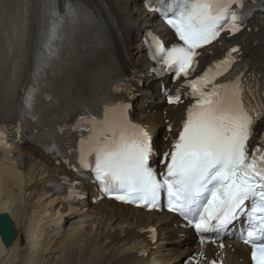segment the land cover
I'll use <instances>...</instances> for the list:
<instances>
[{"label": "bare ground", "instance_id": "1", "mask_svg": "<svg viewBox=\"0 0 264 264\" xmlns=\"http://www.w3.org/2000/svg\"><path fill=\"white\" fill-rule=\"evenodd\" d=\"M53 2L61 9H66L69 0ZM71 2L74 8L80 10L79 19L74 20L67 11H62L65 25L61 30L54 31L59 52L57 62L53 63L56 71L49 78L61 82V91H64L68 104L76 108L97 110L111 96L112 84L116 80L123 78L130 70L140 74L145 68H149L139 39L145 27L154 24L155 17L143 11V0ZM25 3L29 5L27 16L29 13L39 15V9L34 2L25 0ZM86 13H91V19ZM32 17L33 15L27 19L22 36L35 34L32 27L29 28ZM40 26L38 18L35 28ZM250 27V32H242L232 41L223 38L220 45L203 52L202 64L222 56L232 44L242 45L243 51L261 47L264 43V18L254 17ZM9 28L8 21H0V108L7 103L6 108H12L13 103L22 105V101H14L16 91L7 94L5 85L14 80L17 86L20 79L16 74L24 75V67L34 63L38 53V49L27 51L22 59L12 60L16 52L26 48V41L17 39L15 34L9 36ZM137 28L141 29L138 30L136 40L134 32ZM90 59L92 60L88 63ZM40 63L43 67H48L42 53ZM20 65L21 68L17 69ZM117 70H121L120 75L112 79V74ZM136 92L139 97L134 101L133 114L138 122L157 134L156 147L165 151L168 145L159 140L160 134H164L165 121L182 119L185 107L164 108L154 83L146 85L143 82V87L138 86ZM116 112V109L108 110L106 118H121L122 114ZM88 119L89 117H83L73 124H80ZM174 125L178 124L174 122ZM100 127L96 126V132ZM263 127L264 121L260 129ZM18 157L22 159L15 163L14 160ZM62 175L73 177L62 165L57 166L51 156L35 144L26 143L19 147L3 144L0 147V214L9 215L16 229L12 246L6 247L0 238V264L5 260L14 264H41L46 259L45 254L51 252L61 253V259L64 260V255L73 254L76 245H81L84 240L78 264H150L155 259L162 264H179L188 253L198 252V246H194V235L174 228L173 224L177 220L172 216L145 213L107 201L97 205L90 202L66 204L62 201L66 207L71 208V213L64 214H75L83 218L80 226L63 236L61 232L64 228V215L60 216V211L53 210L60 203L52 198V194L56 193L47 187L52 179ZM93 188L89 183L86 184L87 191H93ZM79 207L87 211L79 213ZM53 211L55 217L51 216ZM154 226H158L160 239L155 251L150 252L155 245L145 242L141 231ZM179 233H185L186 239L180 240ZM21 239L25 242L23 248L20 246ZM24 242L21 244L24 245ZM167 244L170 247L160 248ZM158 249L162 252H158ZM210 251L216 252L208 250ZM222 253L227 254L231 264H247L248 253L239 246L226 244Z\"/></svg>", "mask_w": 264, "mask_h": 264}, {"label": "snow or ice", "instance_id": "2", "mask_svg": "<svg viewBox=\"0 0 264 264\" xmlns=\"http://www.w3.org/2000/svg\"><path fill=\"white\" fill-rule=\"evenodd\" d=\"M30 2L39 9L42 35L50 37L59 23L58 5L53 0ZM166 4L172 8V16H166V22L183 44L166 48L157 41L153 56H159L177 76L185 77L197 48L211 43L222 31L240 30L238 21L244 14H238L233 6L245 7L244 0H166ZM28 6L25 0H0V21L9 22V36L21 38ZM66 11L70 18L79 19L80 10L74 8L71 0ZM85 15L91 19V13ZM222 63H233L231 53ZM242 75L229 84H212L211 88L208 85L212 80L207 75L188 85L195 102L186 111L171 151L162 158V173L150 167V158L155 154L151 136L143 126L127 119L128 105H122V122L89 138V150L95 154V179L106 192L115 193L116 200L156 207L165 193L169 211L194 225L198 233L214 232L217 236L238 218L246 217L249 226L244 243L252 249L254 264H264V134L261 146L251 156L248 153V141L264 119V73L259 91L254 85L246 88ZM14 86V80L10 81L9 87ZM249 93L252 99L260 97L258 105L245 104ZM178 101L179 95L169 98V103ZM91 123L95 128L97 123L106 121L93 119ZM82 164L88 166L83 157ZM7 227L6 218L0 219V231Z\"/></svg>", "mask_w": 264, "mask_h": 264}, {"label": "rangeland", "instance_id": "3", "mask_svg": "<svg viewBox=\"0 0 264 264\" xmlns=\"http://www.w3.org/2000/svg\"><path fill=\"white\" fill-rule=\"evenodd\" d=\"M142 28V27H141ZM141 28H137V30L134 32V36L137 40V35H138V30H140ZM56 209L55 207L53 208V210ZM55 211V210H54ZM54 211L51 213V216L52 217H55L54 215ZM57 212V210H56ZM55 212V213H56ZM80 212H83V211H80ZM79 212V213H80ZM71 213V212H70ZM61 215H64V228L62 230V235L65 236L67 232H70L73 230V228H75L76 226H80V224H82V221H83V218L73 214V215H67V214H64V212L61 211ZM66 219V220H65ZM71 225V226H70ZM88 233L86 232L85 235H87ZM83 238V237H82ZM81 238V239H82ZM24 242L23 239L20 240V246L23 248L25 247V242H24V245L21 244V242ZM85 241V240H84ZM84 241H82V244L81 245H76L77 247H75L74 251H73V254L70 253H66L64 255V260L61 259L62 257V254L59 253V252H51L49 254H45L46 256V259H44V261H42L41 264H78V259H79V256H80V249H81V246L84 244ZM60 246V245H59ZM25 249V248H24ZM66 252H68V250H66ZM55 256V257H54ZM77 256V258H76ZM60 257V258H59ZM54 259V260H53ZM65 259H67L65 261ZM52 260V261H51ZM62 260V261H61ZM153 260V259H152ZM151 260V261H152ZM56 261V262H55ZM65 261V262H64ZM54 262V263H53ZM59 262V263H58ZM76 262V263H75ZM14 264L12 261L9 262L8 260H5L4 262H2V264Z\"/></svg>", "mask_w": 264, "mask_h": 264}, {"label": "water", "instance_id": "4", "mask_svg": "<svg viewBox=\"0 0 264 264\" xmlns=\"http://www.w3.org/2000/svg\"><path fill=\"white\" fill-rule=\"evenodd\" d=\"M4 218H6L8 222V227L5 230L0 231V237H1L3 244L6 247H10L14 244V240L16 237V229L9 215L0 214V219H4Z\"/></svg>", "mask_w": 264, "mask_h": 264}]
</instances>
